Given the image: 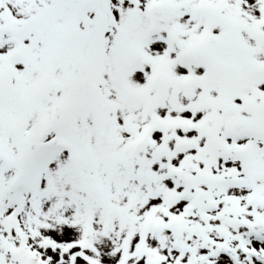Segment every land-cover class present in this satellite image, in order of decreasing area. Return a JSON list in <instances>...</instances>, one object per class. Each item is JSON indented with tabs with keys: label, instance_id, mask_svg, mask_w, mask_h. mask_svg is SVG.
<instances>
[{
	"label": "snow or ice",
	"instance_id": "snow-or-ice-1",
	"mask_svg": "<svg viewBox=\"0 0 264 264\" xmlns=\"http://www.w3.org/2000/svg\"><path fill=\"white\" fill-rule=\"evenodd\" d=\"M0 264H264V0H0Z\"/></svg>",
	"mask_w": 264,
	"mask_h": 264
}]
</instances>
